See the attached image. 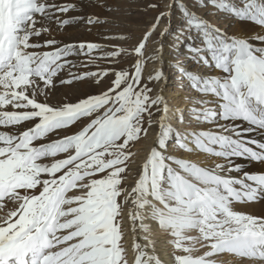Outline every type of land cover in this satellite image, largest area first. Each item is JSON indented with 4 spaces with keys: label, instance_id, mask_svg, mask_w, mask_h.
I'll use <instances>...</instances> for the list:
<instances>
[{
    "label": "snow or ice",
    "instance_id": "snow-or-ice-1",
    "mask_svg": "<svg viewBox=\"0 0 264 264\" xmlns=\"http://www.w3.org/2000/svg\"><path fill=\"white\" fill-rule=\"evenodd\" d=\"M84 7L0 0V264H264V0Z\"/></svg>",
    "mask_w": 264,
    "mask_h": 264
},
{
    "label": "rangeland",
    "instance_id": "rangeland-1",
    "mask_svg": "<svg viewBox=\"0 0 264 264\" xmlns=\"http://www.w3.org/2000/svg\"><path fill=\"white\" fill-rule=\"evenodd\" d=\"M73 2L78 3V5L83 4L86 7L83 8V13L87 14V13H98L100 14L102 17H113V16H126L128 11H129V7H128V0H116V3L113 4V11L112 12H107L102 8H97V7H93L92 3H90V0H73ZM113 0H109V3H112ZM119 6L120 7V12L115 11L116 7ZM152 14H148V16L150 17ZM144 14L140 13V12H134V19L136 20H142L144 19ZM119 23V21H116L113 24H110L108 26H106L104 29H101V31H105V32H111L112 34H120L123 32H126L127 29L124 27H119L117 26ZM219 24L221 27H228L229 31H239L240 30V26L235 24V23H231L229 24L227 21L221 19L219 21ZM254 28H256L255 26H246L244 28V31H248L251 32ZM68 32L70 33V36L72 34V37H74L73 33H76V36H79L80 38H87V39H91V40H101L102 38L97 34V31L94 29L92 33H87L86 29L84 28L83 25H79V26H73L71 28L68 29ZM64 35L65 32H63ZM57 38L60 39V35H62V33H54ZM68 35V34H67ZM109 43L111 44H119L121 43L120 41L117 40H112L109 41ZM103 66V64H102ZM74 90H76L77 93L79 92H94L97 89H95V87H86L84 85H80V84H75L73 86H61V85H57V89L55 91V95L53 97V101L55 102L56 100H60L63 99L65 94L69 95V93L73 92ZM178 91V90H177ZM189 158V157H188ZM264 214V213H261Z\"/></svg>",
    "mask_w": 264,
    "mask_h": 264
},
{
    "label": "bare ground",
    "instance_id": "bare-ground-1",
    "mask_svg": "<svg viewBox=\"0 0 264 264\" xmlns=\"http://www.w3.org/2000/svg\"><path fill=\"white\" fill-rule=\"evenodd\" d=\"M257 28H254L251 32L256 31ZM66 35H64V33L62 32V35H60V39H73V38H80L79 36H76V33H73L74 37H72V34L70 36V33L67 31L65 32ZM68 34V35H67ZM80 93V92H79ZM79 93L76 92V90H74L73 92L69 93V96H74V95H78ZM254 138L256 139H261V135L260 133H255L253 134ZM187 156V154H184ZM189 158L196 160V159H204L203 156H189ZM244 168L248 171H252V172H258V171H262L264 170V165H260V164H255V163H250V162H246V161H240ZM242 210L246 211V212H250L256 215H261V213H264V204L261 203H256L254 205H252L251 207H246V206H241ZM131 235L129 234L128 236V240H129V244L131 243ZM159 244H158V248L161 249V251H163L166 248V245L164 243L163 237H159ZM129 255L131 256V253H129ZM219 259H221L222 261L225 262V264H234V260L232 257L230 256H222Z\"/></svg>",
    "mask_w": 264,
    "mask_h": 264
}]
</instances>
